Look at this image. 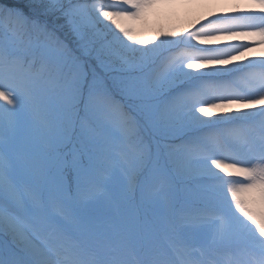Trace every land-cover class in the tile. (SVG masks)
I'll use <instances>...</instances> for the list:
<instances>
[{
    "label": "snow or ice",
    "instance_id": "6c2138e0",
    "mask_svg": "<svg viewBox=\"0 0 264 264\" xmlns=\"http://www.w3.org/2000/svg\"><path fill=\"white\" fill-rule=\"evenodd\" d=\"M192 2L0 0V264H264V0Z\"/></svg>",
    "mask_w": 264,
    "mask_h": 264
},
{
    "label": "rangeland",
    "instance_id": "374dc122",
    "mask_svg": "<svg viewBox=\"0 0 264 264\" xmlns=\"http://www.w3.org/2000/svg\"><path fill=\"white\" fill-rule=\"evenodd\" d=\"M213 6L214 5H206L202 3L201 0H193L191 4L187 5L162 7L157 9L156 12H154L153 14H150L143 21L145 22V27L143 29L138 28V30L143 35H149L152 29L154 30L158 26L175 29L186 27L191 21L198 18L202 13L208 11L209 8H212L214 10ZM143 135L145 139L150 140L152 136L155 135L161 143L170 142L169 138L163 137L159 133H153L150 129L148 131L143 132Z\"/></svg>",
    "mask_w": 264,
    "mask_h": 264
},
{
    "label": "bare ground",
    "instance_id": "6f19581e",
    "mask_svg": "<svg viewBox=\"0 0 264 264\" xmlns=\"http://www.w3.org/2000/svg\"><path fill=\"white\" fill-rule=\"evenodd\" d=\"M213 7H214V10L216 11H225V10H229L232 7V5H214ZM247 56L249 58H259V57L264 56V47L254 48L251 52L247 54Z\"/></svg>",
    "mask_w": 264,
    "mask_h": 264
}]
</instances>
